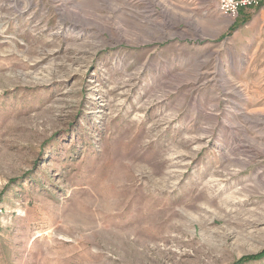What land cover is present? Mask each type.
<instances>
[{"label":"rangeland","instance_id":"obj_1","mask_svg":"<svg viewBox=\"0 0 264 264\" xmlns=\"http://www.w3.org/2000/svg\"><path fill=\"white\" fill-rule=\"evenodd\" d=\"M215 8L0 0V264H264V0Z\"/></svg>","mask_w":264,"mask_h":264},{"label":"built area","instance_id":"obj_2","mask_svg":"<svg viewBox=\"0 0 264 264\" xmlns=\"http://www.w3.org/2000/svg\"><path fill=\"white\" fill-rule=\"evenodd\" d=\"M221 14L229 18H236L242 10L260 5L263 0H216Z\"/></svg>","mask_w":264,"mask_h":264},{"label":"bare ground","instance_id":"obj_3","mask_svg":"<svg viewBox=\"0 0 264 264\" xmlns=\"http://www.w3.org/2000/svg\"><path fill=\"white\" fill-rule=\"evenodd\" d=\"M232 193V192H231ZM208 194V193H207ZM210 195V194H209ZM229 195H231L230 193H227V194H223V196H219V195H211V196H205V197H203V196H201V198L200 199H207V201L209 202V203H211V204H213V205H215L216 204V200L218 199V198H221L222 200H224V199H226L227 197H229ZM193 208H195V209H199V206H193Z\"/></svg>","mask_w":264,"mask_h":264},{"label":"crops","instance_id":"obj_4","mask_svg":"<svg viewBox=\"0 0 264 264\" xmlns=\"http://www.w3.org/2000/svg\"><path fill=\"white\" fill-rule=\"evenodd\" d=\"M215 12L218 14V16H219L220 19H222L223 21H227L226 18L223 17L222 14L220 13V11H219V9H218L217 2H216ZM218 27L221 28L220 26H218ZM195 29H196L197 32H199V29H198V28L195 27ZM203 31H205V30L203 29ZM205 32H206V31H205ZM215 32H217V31H215Z\"/></svg>","mask_w":264,"mask_h":264}]
</instances>
